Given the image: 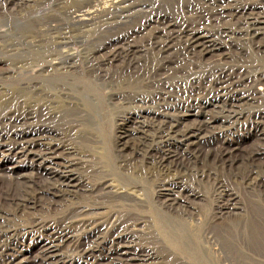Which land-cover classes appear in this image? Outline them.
<instances>
[{
  "label": "rangeland",
  "instance_id": "1",
  "mask_svg": "<svg viewBox=\"0 0 264 264\" xmlns=\"http://www.w3.org/2000/svg\"><path fill=\"white\" fill-rule=\"evenodd\" d=\"M83 1L0 0V143L11 147L18 136L31 138L38 131L70 149L58 156L78 163V188L71 195L57 194L48 185L56 186V178L71 172L63 173L59 164L1 155L7 147H0V264L8 258L19 264H120L118 258L137 257L143 264H264V85L256 80L244 89L257 93L255 102L220 109L230 97L218 99L208 81L194 93L185 92L189 85L180 79L157 81L146 69L159 68L161 56L149 52L139 60L136 75L111 79L106 74L114 68L106 64L105 76L97 79L91 69L124 45L130 30L122 23L128 22L125 17L110 12L82 27L74 15L94 9L83 7ZM175 2L215 14V5L205 0ZM154 8L147 10L135 45L145 42L148 48L156 40L155 17L166 6ZM223 22L234 30L242 27L235 18ZM198 23V18L189 21ZM263 43L240 41L229 47L226 58L193 57L203 65L195 77L221 67L259 79ZM99 47L107 48L89 63ZM171 59L179 69L188 63L180 49ZM67 65L72 67L64 69ZM135 95L143 101L123 102ZM167 95L198 103L202 109L193 111L208 116L209 128L197 132L199 138L187 150L174 144L177 156L161 168L163 140L169 135L162 131L171 132L169 125L150 129L137 152L132 147L140 136L131 133L126 144L122 137L127 128H136L128 111L138 107L139 115L159 117L153 112L158 101L171 102ZM188 110L172 111L167 120L190 125L194 118ZM208 134L216 138L205 139ZM220 151L233 152L234 161L220 159ZM172 181L183 186L170 187L180 200L170 207L162 194ZM48 247L56 256L53 263L46 261Z\"/></svg>",
  "mask_w": 264,
  "mask_h": 264
},
{
  "label": "bare ground",
  "instance_id": "2",
  "mask_svg": "<svg viewBox=\"0 0 264 264\" xmlns=\"http://www.w3.org/2000/svg\"><path fill=\"white\" fill-rule=\"evenodd\" d=\"M179 3L180 0H177ZM205 2L215 9V14L213 16L206 14L202 11V8L197 7L195 10H190L189 8H180L179 4L176 5L175 0H84L82 2L83 7H94L91 11H83V13H77L74 15V19H77L82 27H86L89 23L94 21L95 16L103 15L104 13L110 16L127 19V23H124L126 27L129 26V33L126 37V43L120 45L113 54L110 51L109 58L105 60L106 62L100 60L97 67L91 69V73L97 78L101 79L105 76L103 72L104 66L106 64H111L114 68L113 74H106L111 79L116 77H123L124 75L131 77L136 75L137 65L139 60L145 53H152L153 55L159 54L161 56L162 64L159 68H148L147 72H153L154 77L157 81H164V83L170 84L171 82L180 79V82H184L189 85V89L185 92L194 93L198 92L200 85L207 84L216 89L217 98L230 97V100H225V105L220 109L235 110L240 106V102H255L257 93L248 89V92L244 89L247 86H252V83L256 80L264 85V75L259 79L252 76L250 72L245 73H235L233 68L228 70L217 67L212 69L210 72H205L201 79L195 77L199 70L203 69V65L199 64L194 60L203 59H220L229 57V47L233 44H238L240 41L255 42L257 39L264 41V0H249V3L241 2L240 0H205ZM158 3L164 4L165 9H159L162 16H156L157 19L154 29H156V40L148 44L146 48L145 42L141 45H135L134 38L137 35V30H145V19L147 10L151 9L152 12L156 11L154 6ZM16 8H22V5L15 3ZM177 10V17L172 15H167L169 11ZM122 15V16H121ZM198 18L199 23L195 26L189 24L191 19ZM226 18H235L239 21L242 26L239 30L231 29L225 26ZM151 22V21H150ZM78 25V24H77ZM133 25V26H132ZM210 28H218L220 34H215ZM264 48V43L262 44ZM111 46V45H110ZM109 47V46H108ZM107 47H99L100 50L96 51L90 55L89 63L91 59L95 58L97 54ZM180 49L184 55L187 57L186 65H189V70L184 67H177L175 63H172L173 53ZM194 57V60H193ZM73 58L69 57L68 60ZM39 67V66H38ZM72 67L67 65L64 69ZM177 76H182L181 78H174ZM167 79V80H166ZM196 79V80H195ZM97 91L99 92V86H97ZM184 91V90H183ZM261 91V90H260ZM167 98L171 102L166 100L158 101L156 104V110L153 113H159V117H154L149 119L143 115L137 114L139 108L135 107L133 110L127 112L128 116H132L131 125L136 126L135 130L127 128L123 133V141L127 137H130L131 133H136L139 135L140 140L137 141L138 144H134L132 151L137 152L140 146L145 145L147 138L149 137L150 129H160L164 126H170L171 132L168 130L162 131L168 133L169 135L163 140L165 149L161 151L160 167H165L169 160L177 156V152L171 147L174 144L184 145V150H187L189 145H194V140L197 137V132L206 131L209 128V123L206 120L208 116H199V114L194 110V107L200 110L202 107H198V103L195 101L185 103L179 101L177 98L167 95ZM134 100H125L123 102L134 103L142 102L143 99H139L138 95L133 96ZM181 108H190L186 112H191L188 114H193V122L190 125L183 126L176 121H168L170 118L168 115L170 112L178 111ZM195 112V113H194ZM199 112V111H198ZM142 114H149L152 112H141ZM161 118V121L157 122L154 119ZM205 121V122H204ZM156 126V127H155ZM178 127H185V130H176ZM166 128V127H165ZM259 131V130H258ZM260 133L264 135V127L260 129ZM45 133L32 134L31 138H27L24 135H20L16 138L14 145L11 147L6 146V144L0 143L1 149L7 147L4 150L6 156H14L17 159H27L30 161H38L40 163L48 165L59 164L62 172H71L68 176H59L56 178V186L48 185L47 189H55L57 194H68L74 193V190L78 188L77 179L78 174L76 166L78 165L75 160L67 158H61L58 156L60 153L58 151L62 150L65 154H70V149L60 147L57 142H53L44 135ZM134 135V134H132ZM207 138H216L215 135L208 134ZM179 141H178V140ZM173 141V144L171 142ZM127 147V146H126ZM220 159H230L234 161L233 152H219ZM44 171L48 170V167L43 168ZM170 186L167 187L168 191L162 194V200L164 203L170 207L179 205V194H175L174 190L170 188L175 186L176 189H181L183 186L182 182H169ZM44 251L48 252L49 247ZM45 252V253H46ZM51 252H53L51 250ZM129 254V253H128ZM14 258H8L7 264H19L16 263L17 260ZM46 261L48 263H53L56 261V256L48 252ZM120 264H143V260H139V257L133 258H118Z\"/></svg>",
  "mask_w": 264,
  "mask_h": 264
}]
</instances>
